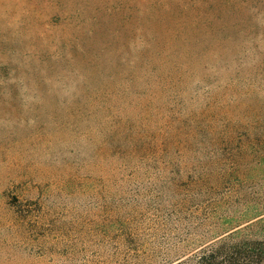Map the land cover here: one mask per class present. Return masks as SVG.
<instances>
[{
  "label": "rangeland",
  "instance_id": "rangeland-1",
  "mask_svg": "<svg viewBox=\"0 0 264 264\" xmlns=\"http://www.w3.org/2000/svg\"><path fill=\"white\" fill-rule=\"evenodd\" d=\"M49 1L113 12L137 0H0V264H110L122 260L116 248L136 249L141 261L165 264L193 253L248 209L252 213L264 197V172L257 173L241 158L236 143L221 147L207 140L230 125L227 133H233V124L239 128L245 113L252 119L264 107V80H257L262 76L256 70V57L264 60V0H259L263 14L257 36L240 39V47L230 49L220 39L227 24L214 17V0H192L196 10L161 8L150 23L138 11L140 3H129L138 7L131 15L127 4L112 14L109 29L115 44L106 51L95 48L99 68L84 71L92 89L105 87L106 75L126 67L123 55L132 67L139 66L142 37L162 38L176 20L185 23L186 48L195 52L194 60L186 62L177 46L170 50L178 64L162 88L165 97L145 103L143 116L149 122L140 124L132 105L121 102L118 110L133 125L157 127L148 158L123 162L110 155L103 118L78 117V66L59 65L47 77L37 66L31 43L38 37L28 22ZM54 19H48L50 24ZM153 51L144 55L158 67ZM252 81L257 87L249 97L242 96L241 109L233 107L226 114L223 106L232 102L229 98L250 89L242 85ZM37 84L42 90L35 97L32 91L9 98L3 89L28 85L32 90ZM200 112H206V119L213 117V129L198 134L197 142L187 135H192L193 117ZM171 125L179 127L172 134L179 141L173 147L162 142ZM237 131L236 137L248 135L244 126ZM248 165L247 175L235 173ZM227 217L236 220L227 222Z\"/></svg>",
  "mask_w": 264,
  "mask_h": 264
},
{
  "label": "trees",
  "instance_id": "trees-1",
  "mask_svg": "<svg viewBox=\"0 0 264 264\" xmlns=\"http://www.w3.org/2000/svg\"><path fill=\"white\" fill-rule=\"evenodd\" d=\"M30 2L31 0H27L28 4ZM214 2V17L221 21L226 19L227 32H223L220 38L224 42V47L230 49V46H239L238 43L242 42L240 39H253L257 36V21L263 14V4L261 1L241 0V3H235L234 0H214ZM129 3H140L139 9L136 7V4ZM47 4L40 7L39 15H37L38 18L35 15H31L30 17L28 15L30 18L28 29H32L38 37V40H36L37 45L36 43H31L35 48L32 53L35 52L33 55H36L40 61L37 66L43 71V76L47 77L54 73L59 65L63 66L64 64L71 63L72 66H78V68H74L78 69L80 77V81H78V117L85 121L91 120V118H103L107 125L104 131V139L106 143L110 142V151L113 153L110 155L113 156L114 160L123 162V160L138 161L148 158L149 151H151L156 143L152 135V130L157 128L156 125L149 123L151 127L147 129L144 126L133 125L129 117L122 110L118 109L122 101L123 103L128 101L138 116H140L137 118L138 122L140 124L147 122L149 119L143 116V111L148 107L145 103L151 98L165 97L162 93V88L167 84L171 72H173L175 66L178 64H174L171 56L173 51L169 54L170 50L177 46V49L180 50V56L184 57L186 62L194 60L192 55L195 52L188 51L186 48L189 38L183 20L174 21L172 26L167 27L169 29L167 35L162 38L142 37L141 48L143 49L139 50L137 55L139 66L136 64V66L132 67L130 59L123 55L121 60L126 67L114 75H106L105 87L92 89L89 76H85L84 71L92 73V71H96L99 68V61L97 62L94 59L95 52L93 50L95 48L98 49L100 47L101 51L104 49L106 51L108 48H111V44L112 47L114 46L115 42L112 40L114 36L109 29L112 24L111 16L124 10L125 4L128 5L129 15L133 14L134 9H138L145 17L146 22L150 23L153 21L155 13L161 8L173 11L174 6L177 5L183 10H196L194 7L195 2L192 0L128 1L113 12L106 8L98 7L94 9L82 7L76 9L56 2ZM220 8L223 9L222 13L220 12ZM30 13L32 14L33 11H30ZM41 18H55L54 21L56 22L50 24L48 19ZM202 20L206 21V17ZM50 28L53 31L52 36L49 34L48 29ZM261 28L264 30L263 27ZM52 46L53 50L49 51ZM150 49L154 50L152 56L158 62V67L147 61L144 55ZM33 55L32 57H34ZM231 56L234 61L237 60L235 55ZM169 57L172 61L168 59ZM256 59V70L261 72L262 76V78L258 77L257 80H264V60L259 56ZM79 60H81V63L78 62ZM31 70H34V68L31 67ZM254 82L252 81L251 86L247 87H244L243 84L242 88L250 89L243 90L229 98L232 102L228 101L223 106L226 114H232L233 107L235 110L237 107V110L241 109L243 103L242 96L249 97L252 92L251 90H255L257 87L254 85ZM226 86L230 88L229 85ZM3 89L9 98H22V95H28L32 91L35 97L37 93V96H39L42 90L38 84L36 87L33 86L32 90L29 89L28 85H25L23 88L7 85ZM206 112L209 113L208 110ZM205 113L200 112L199 115L193 117L192 135H187L193 141L198 142V134L201 135L204 131L210 132L213 129V117L206 119V116L204 117ZM247 116L251 115L244 114V119L240 121L239 128L233 124L234 129H231L233 130L232 135L227 133L229 127L231 128L230 125L225 133H213V136L207 142L221 147L236 143L238 151L243 152L241 158L250 161V164H253L252 167L257 173L259 171L263 173L264 107H259L252 114L254 116L252 119ZM202 117L204 118L202 119ZM185 121L186 119L180 120L183 123ZM172 125V132H166L162 141L169 147H173L179 143L172 136L173 133L177 132L179 127ZM240 126H244L248 135L241 133L236 137ZM122 128L125 129L122 130ZM240 135L244 136L243 141H241ZM185 141L190 143L188 139ZM123 144H126V147L123 148ZM248 167L251 166L248 165L245 169L237 170L235 173L247 175ZM252 173V177L255 176L254 172ZM251 210L252 213L248 214L246 211L240 218H236L237 221L235 223H231L229 227H226L222 233L200 244L193 253L177 257L165 264H264V197L259 198ZM230 218L232 217H227V222L236 220L235 218ZM115 250L124 257L122 256V260H115L110 264H153L152 260L146 262L137 258L138 251H135L136 249L116 248ZM133 250L136 256L132 255Z\"/></svg>",
  "mask_w": 264,
  "mask_h": 264
}]
</instances>
